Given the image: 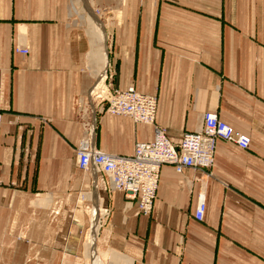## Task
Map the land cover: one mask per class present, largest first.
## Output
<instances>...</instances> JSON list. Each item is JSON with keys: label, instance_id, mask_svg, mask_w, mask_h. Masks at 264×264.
I'll use <instances>...</instances> for the list:
<instances>
[{"label": "crops", "instance_id": "obj_1", "mask_svg": "<svg viewBox=\"0 0 264 264\" xmlns=\"http://www.w3.org/2000/svg\"><path fill=\"white\" fill-rule=\"evenodd\" d=\"M76 6L0 0V236L13 252L8 264L15 250L24 252L22 264H88L80 235L92 225L97 192L102 212L110 210L97 238L100 252L114 257L108 264H264V0H133L108 28L107 94L133 86L156 97V126L174 146L201 130L207 112L251 139L246 150L219 140L210 169L162 166L147 217L106 178L75 164L85 136L79 105L95 83ZM154 134V126L97 110L95 147L105 153L131 156ZM200 198L202 222L194 217ZM17 236L24 239L16 247Z\"/></svg>", "mask_w": 264, "mask_h": 264}, {"label": "built area", "instance_id": "obj_2", "mask_svg": "<svg viewBox=\"0 0 264 264\" xmlns=\"http://www.w3.org/2000/svg\"><path fill=\"white\" fill-rule=\"evenodd\" d=\"M16 51L28 53L20 47H17ZM107 79L108 74L104 83L105 91L108 92L110 87L107 85ZM91 97H87L88 100L83 99L79 105L85 136L76 150L75 164L82 170H97L100 178H106L115 191L123 193L129 202H135L138 213L146 217L153 211L162 166L172 165L177 173H182L188 168L210 169L215 162L219 140L233 143L243 150L251 145L249 136L236 133L230 125L221 121L216 113L207 112L203 116L201 130L184 134L181 143L174 146L165 131L156 126V97L138 92L133 86L125 90H115L109 96L103 92ZM97 110L100 113L129 117L138 124L154 126V140L138 143L131 156H117L97 149ZM2 124L3 115L0 112V136ZM102 180L104 182V179ZM206 210V203L200 198L194 213L195 219L204 221ZM108 216L110 210L105 208L102 218Z\"/></svg>", "mask_w": 264, "mask_h": 264}, {"label": "bare ground", "instance_id": "obj_3", "mask_svg": "<svg viewBox=\"0 0 264 264\" xmlns=\"http://www.w3.org/2000/svg\"><path fill=\"white\" fill-rule=\"evenodd\" d=\"M75 2V1H74ZM76 4V3H75ZM77 4H80L79 10L81 11V16L86 23V31L89 39V64L91 65V73L93 79L95 80L94 86L91 87L93 94L102 93L100 90H105V79L107 75V68L109 65V56L107 48V32L106 27L110 26L109 20L103 18L102 14H98L95 11V7L92 5V0H77ZM114 11V10H113ZM102 21H101V20ZM112 19V18H111ZM88 64V65H89ZM96 84V85H95ZM89 90V89H88ZM100 91V92H99ZM106 93V91H105ZM89 97L90 93H88ZM111 94H107L109 96ZM88 100V98L86 99ZM95 110V108H94ZM97 173V178L100 180V174L97 170L93 172ZM99 185V184H97ZM100 190V187H99ZM97 198H94V211L92 216V227L88 231L86 236V242L84 244L85 249V259L88 264H108L109 260L113 259V256L102 254L97 244L98 232L100 227V219L102 215V197L99 192H97ZM91 192L86 195L87 200L90 202L92 200ZM45 201L41 200L40 204H44ZM95 211L98 212L96 216ZM88 214L90 216V205L88 208ZM112 254V253H111ZM116 260V259H115Z\"/></svg>", "mask_w": 264, "mask_h": 264}, {"label": "rangeland", "instance_id": "obj_4", "mask_svg": "<svg viewBox=\"0 0 264 264\" xmlns=\"http://www.w3.org/2000/svg\"><path fill=\"white\" fill-rule=\"evenodd\" d=\"M130 1H133V0H124V2H121L120 3V1H118V0H92V5L95 7V11H96V13H100V14H102V16H103V18H105V19H107V20H109L110 21V23H115L116 22V20L117 19H119L120 18V16H122V14L123 13H125L124 11V7H125V5L126 4H128ZM123 3H125V5H124V7H123ZM79 7H81V5L80 4H78V8H77V6L75 7L76 8V14L79 16V18H82V16H81V11L79 10ZM122 7H123V9H122ZM114 10V11H113ZM112 18V19H111ZM83 19V18H82ZM101 20V19H100ZM102 21V20H101ZM85 23V22H84ZM111 26V25H110ZM110 26H107L106 27V31H107V33H108V28L110 27ZM112 27V26H111ZM110 27V29H112ZM107 36V35H106ZM96 85V84H95ZM108 85V84H107ZM102 93H100V94H103V92H105V90H100ZM99 91V92H100ZM107 92V91H106ZM89 93V92H88ZM95 95H99V94H95ZM105 95L107 96V93H105ZM87 97H89V95L87 94L86 95V97H85V99H87ZM92 97H89V99H91ZM99 179V178H98ZM99 182H100V180H99ZM82 200L84 201V202H86V198H85V196L84 197H82ZM86 203L83 205V208H84V210H85V216H86V219H88L89 220V218H90V216H89V214H88V211H87V206L89 207V205H86ZM92 226H90V228H91ZM90 228H89V226H88V228H86L84 231H83V234L82 235H80L81 236V239H82V246L84 247V244H85V242H86V236H87V234H88V231L90 230ZM100 228V227H99ZM99 233V232H98ZM6 238H8V236H0V256L2 257V259L0 258V264H5V262H6V260H7V264H8V262H11L12 261V259H13V252L11 253L10 251L8 252L7 251V246H8V244H7V239ZM24 239V237L23 236H17L16 237V243H17V245H16V247L17 246H21V240H23ZM96 246H98L97 244H96ZM99 249V248H98ZM1 250H3V251H1ZM100 251V250H99ZM15 261H14V263L15 264H22V259H23V251L22 250H19L18 252L15 250ZM102 253V252H101ZM11 254H12V257L10 258V256H11ZM80 257L82 258V259H84V256H82L81 254H80ZM84 262H86V259H84Z\"/></svg>", "mask_w": 264, "mask_h": 264}]
</instances>
